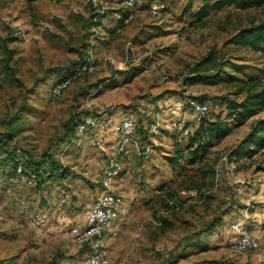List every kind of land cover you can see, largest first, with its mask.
Wrapping results in <instances>:
<instances>
[{
    "label": "rangeland",
    "instance_id": "374dc122",
    "mask_svg": "<svg viewBox=\"0 0 264 264\" xmlns=\"http://www.w3.org/2000/svg\"><path fill=\"white\" fill-rule=\"evenodd\" d=\"M126 1L0 0L1 152L14 149L19 161L33 163L51 155L70 170L65 177L49 174L45 162L41 181L29 186L10 182V164L0 159V264H87L69 229L83 221L102 167L120 145L99 151L98 124L125 114L137 123L139 148L128 143L119 154L122 172L113 186L127 212L110 245V264H264V148L250 157L231 155L264 119V108L192 164L186 149L171 161L188 136L170 124L198 99L208 105L205 117L231 123L225 99L243 97L240 79H264V50L228 39L259 21L264 5L224 6L198 20L192 14L202 0ZM209 52L218 68L204 72L203 82L187 83L191 66ZM88 60L92 70L51 94L53 83ZM86 114L96 125L78 138L66 135V126ZM196 126L189 122L191 131ZM161 218L169 221L164 232ZM236 223L258 245L239 249Z\"/></svg>",
    "mask_w": 264,
    "mask_h": 264
},
{
    "label": "trees",
    "instance_id": "16d2710c",
    "mask_svg": "<svg viewBox=\"0 0 264 264\" xmlns=\"http://www.w3.org/2000/svg\"><path fill=\"white\" fill-rule=\"evenodd\" d=\"M230 5L240 9H245L262 6L264 5V0H202V4L192 15L198 20H201L207 16L210 11L221 9L224 6ZM95 24H97V22ZM228 40L229 42L237 45L248 46L256 51L264 50V15L259 21L251 22L248 25L239 28L230 36ZM216 58V54L211 52L202 56L191 66L189 71L190 75L185 78V81L187 83L205 81L209 76L205 75L204 72L216 70L220 64L217 62ZM215 75L216 74L211 75V77ZM5 77L7 80H10L12 75L8 73L5 74ZM239 81L240 84L238 86V92L243 91V97L239 100L232 98L225 99L228 111L227 115L230 117L231 123L227 120V118L224 119L218 115L211 118H207L204 115L197 123L196 128L188 135L187 144L184 147L177 146L175 148V155L171 157L172 162H178L179 158L184 156V149L187 150L186 162L192 164L202 161L208 153V149L213 146L216 141L223 139L231 132L234 126L244 123L247 119L257 114L264 108V79L257 76H250L245 79H240ZM201 101L204 100L201 99ZM79 120L80 119H78L72 127L66 126V135L73 136L74 127ZM232 123L233 125H231ZM262 148H264V119H258L251 126V129L246 136H244L231 151V155L235 157H250ZM2 150H4L3 139L0 135V151ZM1 160L6 164H10V166H8L10 167L9 171L6 173V176L13 171L19 162L22 163L24 167L33 168L38 176H40L41 172L44 170L45 162L48 165L49 174L56 173L60 177H65L66 174L70 172L67 166L62 165L60 161L51 155H47L34 163L27 157L21 162L18 160V154L14 149H6L5 155ZM30 163L35 164V166L32 167ZM208 171L213 173L210 169ZM200 172L205 174L206 171L204 169H200ZM40 181L41 179L38 178V182ZM166 195L168 199L173 202L177 201L173 191H166ZM159 226L160 231L164 232L169 228V221L161 218Z\"/></svg>",
    "mask_w": 264,
    "mask_h": 264
},
{
    "label": "built area",
    "instance_id": "2783aa9c",
    "mask_svg": "<svg viewBox=\"0 0 264 264\" xmlns=\"http://www.w3.org/2000/svg\"><path fill=\"white\" fill-rule=\"evenodd\" d=\"M131 4V0L126 1ZM157 7H153L156 11ZM94 68L92 60L81 64L72 74L60 78L51 87V94L58 95L65 86L74 78L76 73L90 71ZM188 114L179 115L170 122L183 136H188L192 131L189 129V122L198 123L208 111L205 101L190 100L187 106ZM96 125V118L91 114L83 115L73 130V137L78 138ZM119 135L120 145L102 167L100 175V188L98 194L86 206L83 212V221L72 225L69 234L78 241L83 249L84 259L87 264H110V245L119 234V226L126 215L127 208L123 195L113 185L115 180L121 176L122 166L119 161V154L122 147L134 142V134L137 131V123L132 114L123 115L114 125ZM4 154L0 151V159ZM12 183H25L34 186L37 183L38 175L34 170L25 168L18 163L8 175ZM236 246L245 250L258 245V240L252 237L248 230L241 224L235 225ZM264 261V258L262 259Z\"/></svg>",
    "mask_w": 264,
    "mask_h": 264
},
{
    "label": "crops",
    "instance_id": "0c3cea01",
    "mask_svg": "<svg viewBox=\"0 0 264 264\" xmlns=\"http://www.w3.org/2000/svg\"><path fill=\"white\" fill-rule=\"evenodd\" d=\"M115 122L116 121H114V123H113L110 120H108L105 123L103 122L101 124H98L100 126L99 128L96 129L98 131V133H96L94 135L96 136L95 140L97 142L103 143L102 149L99 151H105L106 150L108 152V150H110L111 148H114V146L117 144V142H119V135L115 131V126H114ZM116 139H118V141H115ZM138 148H139V146L136 147V149H138Z\"/></svg>",
    "mask_w": 264,
    "mask_h": 264
}]
</instances>
